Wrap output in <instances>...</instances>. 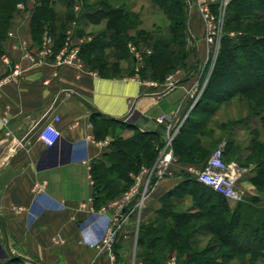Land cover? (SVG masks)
Instances as JSON below:
<instances>
[{
  "label": "crops",
  "instance_id": "crops-1",
  "mask_svg": "<svg viewBox=\"0 0 264 264\" xmlns=\"http://www.w3.org/2000/svg\"><path fill=\"white\" fill-rule=\"evenodd\" d=\"M35 4L18 6L0 54V261L20 256L31 264H144L141 230L159 217L163 195L181 179L161 181L139 209L127 208L111 256L95 246L115 219L119 195L97 202L91 168L98 160L111 163L117 138L164 128L163 140L167 126L183 125L192 110L185 99L188 80L157 95L160 87L147 83L156 80L141 76L143 60L128 62L131 67L122 60L117 74L105 76L80 56V45L92 36H72L71 29L67 40L76 58L59 67L61 49L41 52L46 32L40 43L33 38ZM55 115L61 137L48 146L39 129ZM186 203L190 209L191 198ZM160 264H179L177 255L168 251Z\"/></svg>",
  "mask_w": 264,
  "mask_h": 264
},
{
  "label": "trees",
  "instance_id": "trees-1",
  "mask_svg": "<svg viewBox=\"0 0 264 264\" xmlns=\"http://www.w3.org/2000/svg\"><path fill=\"white\" fill-rule=\"evenodd\" d=\"M27 1L0 0V54L18 4ZM63 1L67 10L61 15L56 9L57 0H36L31 16L33 38L40 43L48 32L57 52L65 45L67 32L73 30L76 21L75 35L92 36L80 45V56L105 76L117 74L122 60L135 62L128 51L130 41H152L146 38L148 32L140 28V14L128 7V0H98L91 7L85 5L79 14L75 10L76 0ZM150 1L166 14L170 24L168 33L153 42V52L145 58L141 76L162 83L178 67L173 46L183 37L185 2ZM82 21L104 23V27L98 33H87ZM225 31L210 80L176 134L173 149L181 164L199 165L206 162L217 144L224 143L225 160L237 161L247 168L251 183L258 191H264V0H233L227 10ZM230 32H235V36L230 37ZM234 101L246 113L231 123L235 127L246 124L251 133L245 155L240 153L236 138L227 135L229 121H214L221 107ZM164 130L137 131L132 138H117L111 163H93L91 174L97 202L123 193L133 183L131 173L142 165L155 163L163 146ZM180 179L177 186L163 195L159 217L141 230L139 242L146 246L144 264H160V258L168 251L177 255L179 264H229L233 259L241 264H257L264 259L261 198L244 197L231 205L225 196L186 173ZM187 198H191V208L181 209ZM204 232L210 238L200 247ZM218 248L221 249L217 251ZM0 264L31 263L11 256Z\"/></svg>",
  "mask_w": 264,
  "mask_h": 264
},
{
  "label": "built area",
  "instance_id": "built-area-1",
  "mask_svg": "<svg viewBox=\"0 0 264 264\" xmlns=\"http://www.w3.org/2000/svg\"><path fill=\"white\" fill-rule=\"evenodd\" d=\"M232 1L233 0H186L190 14L197 11L200 15L204 29L202 41L205 42V45L202 47L200 43L201 40L199 41L194 34H191V40L194 42L197 51L194 62L185 72L177 71L176 73H170L163 83L148 81L147 83L150 86L156 88L160 87L155 94L165 95L178 87L183 80H190V82L192 80L186 89L185 99L191 101V108L198 102L206 88L209 76L212 73L213 69H211V67L215 66L220 53L223 37L226 34L227 10ZM23 4L24 3H19L18 6H23ZM75 9L78 10V5L75 6ZM229 34L234 36L236 33L230 32ZM128 46L134 59L137 62L142 61L143 54L141 53V47L132 42H130ZM53 47V37L46 32L41 52L44 55H49L52 53ZM201 47L204 52H201ZM75 58L76 54L74 48L70 40H67L57 54L56 65L61 67L71 63ZM197 68H199L198 72L195 73ZM20 73V65H16L14 74L18 75ZM198 73L200 74L199 76L197 75ZM3 82L4 81H0V87ZM157 120L159 123H165L167 119L165 116H160ZM59 121L60 117L55 115L53 121L44 123L40 127L39 137L45 145L51 146L61 137V131L56 125ZM181 126L182 123L174 128L171 127V125L166 127L167 132L163 138V146L155 163L152 166L142 165L136 173H132L133 183L115 199L114 206L117 209L115 219L105 235L95 246L100 253H106L111 256L114 255V247L123 229L127 218V208L129 206L132 205V210L139 209L143 205L146 197L157 190L161 181L178 176L176 175V170L179 168L178 164L181 163L174 154L173 140ZM180 168L191 178L209 186L217 193L225 196L229 201L236 202L244 198V195L238 190V187L248 170L237 161L225 160L224 143H221L215 148L205 163L199 165L181 164ZM179 178H181V176H179Z\"/></svg>",
  "mask_w": 264,
  "mask_h": 264
},
{
  "label": "rangeland",
  "instance_id": "rangeland-1",
  "mask_svg": "<svg viewBox=\"0 0 264 264\" xmlns=\"http://www.w3.org/2000/svg\"><path fill=\"white\" fill-rule=\"evenodd\" d=\"M96 1H98V0H76V2L75 1L74 2L76 3V5H78V10L77 9H75V10L79 14L82 9H85V7H84L85 5L89 4L91 7L94 3H96ZM184 2H185L184 3V9L186 11V21H185V25H184L183 37H181L177 41V43L173 46L174 49L172 48L177 53V56H175L174 58H175V62L177 63L178 67L176 68V70L172 71L171 73H174V72L176 73L177 71H184L185 72L188 69V67L194 62L197 51H196V46H195L194 42L191 40V36H190L191 34H194L196 39H198L199 41L201 40L200 43H202L201 44L202 47H204V45H205L204 44L205 42L202 41V37L204 36V33H203L204 29L202 26V21H201L200 15L197 11H194L193 14H190L188 7H187L186 0H184ZM128 7L134 11L139 12L140 17H141L140 19L142 21L140 28L143 27V29H145L146 32H148L146 38H149L152 40V41L144 40L141 44L140 43L137 44L141 47V53L143 54L142 60L144 61L146 57H148L149 55L152 54L153 49H154L153 48V42L155 41V39H157V37L160 36L161 34L168 33V28H169L170 22L166 16V14H164V12L157 5L152 4V2L150 0H128ZM56 9H57L58 13L61 15L65 13V11L67 10V7H66V4L64 3L63 0H57ZM82 22H85V21H82ZM83 25H84L87 33H98L104 27V23L96 25V24H92L89 22H85ZM75 27H77L76 21L73 22V30L70 32L72 36L75 34L74 33ZM86 36H89V35H86ZM234 36L230 35V37H234ZM130 42L134 43L133 41H130ZM202 47H201V52H204ZM128 51L132 55L129 46H128ZM111 59L113 62V59L115 61L116 58L114 57ZM128 62H130V61L125 60V62L123 61L122 63L128 64ZM130 64H131V62H130ZM130 64H128V66ZM129 67H131V66H129ZM213 68L214 67H211V69H213ZM198 69L199 68L196 69L195 73L198 72ZM205 73H207V72H205ZM197 75L199 76L200 74L198 73ZM210 76H209V79L207 81V84L210 80ZM191 82H192V80H191ZM191 82L189 80L187 82V85H190ZM186 88H188V87H186ZM245 113H246L245 108H242L240 105H238L234 101L229 105H223L221 107V109L219 110L218 114L216 115L215 119H214V121H218V122L229 121V125L227 126V129H228L227 135H228V137L236 138L237 142L240 143V145H241L240 153L242 155H245L246 153H248V147L250 145L251 133H250V130L247 128L248 126L246 124L245 125H238L237 127H235L234 124H232L233 122L231 123V121L236 120L238 118H241L242 117L241 115H245ZM210 125H211V127H213L212 124H210ZM218 133L219 132H217V134ZM220 133H223V131ZM218 146H219V144H217L214 147L213 151ZM213 151H212V153H213ZM174 154H175V152H174ZM176 158H177V156H176ZM177 160H178V158H177ZM238 161L241 162L240 159H238ZM178 165H179V168L176 170V175H178L177 177L184 176L185 172H183L182 168H180L181 164H178ZM250 167H254V165H250ZM167 179H172V178H167ZM238 190L244 195V197L258 196L259 198H261L260 204H264V191H258L255 188V186L250 181L249 173L243 178V180L239 184ZM231 202H233V201H231ZM186 207H187V203L181 204V206H180L181 209L186 208ZM200 237L203 240L199 246L203 247L208 243L210 236H207L206 238L202 237V236H200ZM220 249L221 248H218L217 251H219ZM229 264H241V263L239 262V260L233 259L229 262ZM257 264H264V259L258 261Z\"/></svg>",
  "mask_w": 264,
  "mask_h": 264
}]
</instances>
